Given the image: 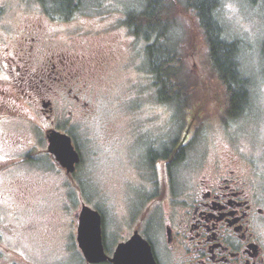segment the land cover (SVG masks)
Instances as JSON below:
<instances>
[{
	"label": "rangeland",
	"instance_id": "374dc122",
	"mask_svg": "<svg viewBox=\"0 0 264 264\" xmlns=\"http://www.w3.org/2000/svg\"><path fill=\"white\" fill-rule=\"evenodd\" d=\"M73 3L74 9L67 12L51 0H0L3 11H11L14 28L24 25L25 18L43 16L48 35L53 40L56 37L63 50L95 56L105 53L107 58L92 78L93 110L79 118L78 130L72 128L81 154L74 174L77 186L53 170L47 173L53 167L49 168L50 162L44 158L4 173L0 194L8 189L17 191L21 184L30 190L22 198L13 194L0 199V264H80L73 214L82 203L102 212L109 240L126 233L136 204L138 209L153 191L149 182L142 186L137 170L144 164L145 142L161 136L156 134L158 128L164 138L170 133V139V128L181 132L189 124L194 129L190 152L204 154L209 160L234 153V145L251 154L260 143L255 129L264 112L261 0H221L216 14L224 36L238 41L240 66L250 80L248 105L239 115L228 112L227 91L212 67L192 10L179 12L169 34L177 41L181 53L177 62L191 85L186 98L172 99L169 93L157 92L160 87L148 68L146 46L154 35H134L126 23L128 13L143 9L144 0ZM29 113L37 124H44L39 114ZM4 128L10 135L29 140L26 126L18 130L4 124ZM258 131L263 132L262 126ZM36 132L29 140L30 146L36 147L34 156L45 151L43 133ZM164 138L162 143L167 144ZM9 146L0 143V157L13 153ZM177 164L176 170L184 172V163Z\"/></svg>",
	"mask_w": 264,
	"mask_h": 264
},
{
	"label": "flooded vegetation",
	"instance_id": "af4514ba",
	"mask_svg": "<svg viewBox=\"0 0 264 264\" xmlns=\"http://www.w3.org/2000/svg\"><path fill=\"white\" fill-rule=\"evenodd\" d=\"M2 5L0 143L10 145L8 149L13 153L2 155L0 183L5 172L44 158L50 162L49 168L53 167L47 173L53 170L77 186L74 174L81 154L72 128L78 130L79 118L93 110L91 82L97 69L107 63L106 54L95 56L63 50L56 37L53 40L48 35L43 16L25 18L24 25L14 28L11 11H3ZM29 111L39 114L44 124H37ZM259 118L258 128L262 126L263 132L255 129L260 143L251 154L234 145V153L210 160L204 154L190 152L194 146V129L189 124L181 132L170 128L173 135L170 139V133L164 138L162 129L158 128L156 134L161 136L145 142L144 164L137 170L143 178L142 186L149 182L153 191L145 196L138 209L136 204L126 233L120 234L119 239L109 240L104 234L103 214L96 209L101 215L105 254L113 257L117 245L138 232L149 245L153 264H264V112ZM4 124L18 130L26 126L29 140L40 130L45 140L44 153L34 156L36 147L30 146L28 139L24 141L18 135L5 132ZM51 129L69 135L79 153L80 160L70 174L48 151L47 132ZM163 138L167 144L162 143ZM202 146L197 145V149ZM18 160L21 161L17 163ZM177 162L184 163V172L176 170ZM148 175L152 179L147 181ZM29 190L21 184L17 191L8 189L0 194V199L13 194L22 198ZM76 235L80 264H113L108 258L87 261Z\"/></svg>",
	"mask_w": 264,
	"mask_h": 264
},
{
	"label": "trees",
	"instance_id": "16d2710c",
	"mask_svg": "<svg viewBox=\"0 0 264 264\" xmlns=\"http://www.w3.org/2000/svg\"><path fill=\"white\" fill-rule=\"evenodd\" d=\"M80 0H51L59 9L69 12L73 2ZM144 0L143 9L128 13L126 23L134 35L148 38L154 35L146 46L148 68L154 74L158 93L169 98H186L191 87L184 78V72L177 59L181 56L177 41L169 36L179 12L193 11L202 29L209 58L216 75L227 91L228 112L239 115L247 108L249 100V78L240 66V46L237 40L224 36L223 27L217 17L221 0ZM259 0H251L257 2ZM167 2H170L168 5ZM264 6V0H261ZM78 4V3H77ZM172 39V40H171ZM264 57V41L261 45ZM186 102L183 104V106Z\"/></svg>",
	"mask_w": 264,
	"mask_h": 264
},
{
	"label": "water",
	"instance_id": "95a60500",
	"mask_svg": "<svg viewBox=\"0 0 264 264\" xmlns=\"http://www.w3.org/2000/svg\"><path fill=\"white\" fill-rule=\"evenodd\" d=\"M48 151L53 159L66 173L74 171L75 164L80 160L69 135L51 129L47 132ZM75 218L78 219L76 240L78 246L89 262H99L108 258L113 264H153L149 245L138 232L124 242H120L113 257H108L102 246L101 215L98 210L83 204Z\"/></svg>",
	"mask_w": 264,
	"mask_h": 264
},
{
	"label": "snow or ice",
	"instance_id": "6c2138e0",
	"mask_svg": "<svg viewBox=\"0 0 264 264\" xmlns=\"http://www.w3.org/2000/svg\"><path fill=\"white\" fill-rule=\"evenodd\" d=\"M0 160H3V157H0Z\"/></svg>",
	"mask_w": 264,
	"mask_h": 264
}]
</instances>
